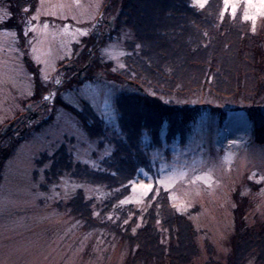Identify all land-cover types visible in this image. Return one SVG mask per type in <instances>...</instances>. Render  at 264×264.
<instances>
[{"label":"rangeland","instance_id":"rangeland-1","mask_svg":"<svg viewBox=\"0 0 264 264\" xmlns=\"http://www.w3.org/2000/svg\"><path fill=\"white\" fill-rule=\"evenodd\" d=\"M112 2L38 0L30 16L16 7L11 23L13 14L0 0V131L8 135L0 141V264L134 263L125 241L109 239L102 230L85 229L60 206L80 189L86 200L96 203L106 191L68 173L48 181L51 160L37 164L65 145L75 161L96 169L114 149L109 139L91 136L76 115L89 104L110 136L120 130L116 99L129 87L112 74L126 67L129 34L109 33L119 15ZM259 4L260 0H253L250 7L248 0H228L225 9L233 12L235 7V13L241 10L259 25L264 22ZM99 19L98 35L94 33L93 43L86 47L100 56L97 71L86 73L90 65L86 60L71 67L86 45L84 37L94 32ZM70 73L72 81L63 84ZM38 80L47 87L44 93L37 90ZM29 103L27 120L11 133V126L4 131ZM217 112L202 110L184 143L165 141L166 124L160 145L145 132L142 140L152 148L151 168L139 172L131 193L121 201L146 208L147 196L156 185L167 191L172 207L188 214L198 232L201 252L189 264L227 262L236 209L250 224L264 217V143L255 141L244 108L230 107L223 129ZM146 184L152 185L151 190H145ZM136 264L171 263L141 258ZM247 264L258 263L251 258Z\"/></svg>","mask_w":264,"mask_h":264},{"label":"trees","instance_id":"trees-1","mask_svg":"<svg viewBox=\"0 0 264 264\" xmlns=\"http://www.w3.org/2000/svg\"><path fill=\"white\" fill-rule=\"evenodd\" d=\"M4 1L13 14L11 23L16 7L30 16L38 6V0ZM111 1L119 15L109 33L129 34L126 67L112 74L129 87L116 99L120 130L110 136L89 104L76 115L91 136L109 139L114 149L96 169L75 161L65 145L37 164L51 160L48 181L68 173L106 191L105 198L96 203V199L86 200L80 189L60 206L85 229L102 230L109 239L115 236L125 241L133 254L132 264L141 258L189 264L201 252L198 232L188 214L172 207L167 191L156 185L147 196L146 208L121 201L131 193L139 172L151 168L152 148L142 140L145 132L160 145L166 124L165 141L184 143L202 110H217L223 129L227 110L235 107L244 108L255 141L264 143V22L254 25L241 10L233 15L225 9V0H209L204 7L195 0ZM99 23L84 37L86 45L71 61L77 65L90 61L86 73H95L100 61L97 51L86 48L93 43ZM71 73L63 84L72 81ZM37 85L38 92L44 93V83L38 80ZM7 136L0 131V141ZM236 212L225 264H247L251 258L264 264V217L250 224L244 213ZM205 264L222 263L211 259Z\"/></svg>","mask_w":264,"mask_h":264},{"label":"snow or ice","instance_id":"snow-or-ice-1","mask_svg":"<svg viewBox=\"0 0 264 264\" xmlns=\"http://www.w3.org/2000/svg\"><path fill=\"white\" fill-rule=\"evenodd\" d=\"M196 3L198 6L200 7H204L205 4L207 3V0H196ZM226 5L228 4V0H225ZM253 3V0H248V5L251 7ZM260 9L264 10V0H260V4H259ZM233 15H235V7H233ZM245 19H250L251 17H249L247 14H245ZM162 184L165 183V180H161L160 181ZM143 187L145 188V190H151L152 185L151 184H146L143 185Z\"/></svg>","mask_w":264,"mask_h":264},{"label":"flooded vegetation","instance_id":"flooded-vegetation-1","mask_svg":"<svg viewBox=\"0 0 264 264\" xmlns=\"http://www.w3.org/2000/svg\"><path fill=\"white\" fill-rule=\"evenodd\" d=\"M30 112H23L20 115L16 116L15 118H13L12 120H14V123L11 125V128L8 132L11 133V131L13 132V130L17 127V125H21V123L24 120H27L26 118L29 117ZM15 131V130H14ZM14 136V135H13Z\"/></svg>","mask_w":264,"mask_h":264},{"label":"water","instance_id":"water-1","mask_svg":"<svg viewBox=\"0 0 264 264\" xmlns=\"http://www.w3.org/2000/svg\"><path fill=\"white\" fill-rule=\"evenodd\" d=\"M73 66H77V63L74 62L73 65H71V67H73ZM66 68H67V67H66ZM69 68H70V67H69ZM84 68H85V67H84ZM84 68H82V69L79 70V76L82 75V72H83V69H84ZM128 82H131V81H128ZM138 87H139L140 89H142L141 86H138ZM31 107H32V105H31V104H28V108H27V111H28V112H31ZM9 126H10V124L7 125V126L4 128V131H5L7 128H9ZM4 131H3V132H4Z\"/></svg>","mask_w":264,"mask_h":264}]
</instances>
